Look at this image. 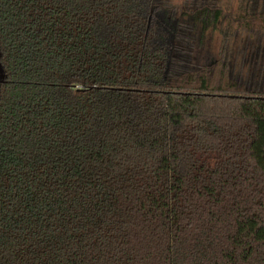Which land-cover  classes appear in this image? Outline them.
Listing matches in <instances>:
<instances>
[{
	"label": "trees",
	"instance_id": "1",
	"mask_svg": "<svg viewBox=\"0 0 264 264\" xmlns=\"http://www.w3.org/2000/svg\"><path fill=\"white\" fill-rule=\"evenodd\" d=\"M185 1L0 0V264H264V0Z\"/></svg>",
	"mask_w": 264,
	"mask_h": 264
},
{
	"label": "rangeland",
	"instance_id": "2",
	"mask_svg": "<svg viewBox=\"0 0 264 264\" xmlns=\"http://www.w3.org/2000/svg\"><path fill=\"white\" fill-rule=\"evenodd\" d=\"M170 3L176 7L183 8L186 3L185 0H170ZM238 44H247L248 47H254L257 43L256 39H247L246 35L239 36ZM259 43L264 46V35L259 37ZM222 38L215 31H210L206 34L204 42L201 45H195L194 54L197 61H210L219 56L221 50ZM254 63L255 66L261 68L264 63V56L257 58ZM258 73V71H257Z\"/></svg>",
	"mask_w": 264,
	"mask_h": 264
},
{
	"label": "water",
	"instance_id": "3",
	"mask_svg": "<svg viewBox=\"0 0 264 264\" xmlns=\"http://www.w3.org/2000/svg\"><path fill=\"white\" fill-rule=\"evenodd\" d=\"M0 56H1V54H0ZM4 78H5L4 69H3V67H2V65L0 63V86L3 83V81H4Z\"/></svg>",
	"mask_w": 264,
	"mask_h": 264
}]
</instances>
